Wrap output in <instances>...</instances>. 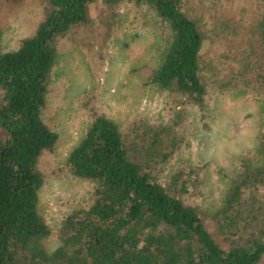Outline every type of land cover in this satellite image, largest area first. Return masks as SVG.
Here are the masks:
<instances>
[{"label":"trees","instance_id":"obj_1","mask_svg":"<svg viewBox=\"0 0 264 264\" xmlns=\"http://www.w3.org/2000/svg\"><path fill=\"white\" fill-rule=\"evenodd\" d=\"M45 1L44 20L17 49L2 51L0 30V264H264V0H250L258 17L249 19L248 47L241 58L234 55L238 67L230 77L206 74L213 61L206 63L204 47L219 38L218 25L230 43L240 33L233 18L217 16L222 0H199L197 9L189 0ZM94 6L101 13L91 20ZM206 12L218 21L213 31ZM126 15L167 32L148 86L199 111L211 91L261 99L255 158H240L227 176L221 207L209 216L186 200L198 198L201 184L199 177L192 182L191 169L160 181V167L183 145L172 118L147 126V137L130 139L135 124L126 135L94 111L63 166L92 185L93 201L64 218L50 249L52 231L39 211L45 184L39 160L59 140L45 118L58 45L85 31L83 40L95 41L91 71L102 72Z\"/></svg>","mask_w":264,"mask_h":264},{"label":"rangeland","instance_id":"obj_2","mask_svg":"<svg viewBox=\"0 0 264 264\" xmlns=\"http://www.w3.org/2000/svg\"><path fill=\"white\" fill-rule=\"evenodd\" d=\"M189 1L194 8L200 7L199 0ZM46 3L45 0L19 3L0 0L2 51L17 49L21 40L35 33L47 14ZM219 11L217 16L234 19L240 33L238 40L230 43L221 33L223 26L218 25L211 12L204 14L208 31L218 25L215 32L219 37L204 47L206 63L213 61L206 74L211 76L220 71L221 75L230 77L238 67L237 61L233 64L234 55L241 58L248 47L249 35L245 29L250 27L249 19L258 17L259 7L250 0H222ZM100 13L101 10L94 6L89 17L95 20ZM117 32L114 41L108 45L102 72H92L94 65L90 52L95 41L87 39L90 35H86L84 41L85 31L75 32L58 45V61L53 71L45 118L58 133L59 140L54 150L39 160V169L45 176L39 211L52 231L53 236L47 243L50 249L57 244L54 235L64 218L74 210L88 207L93 201L92 185L71 177L63 166L70 150L83 136L94 111L114 120L126 135L135 124L130 139L137 133L147 137L144 132L147 126L158 127L172 118L183 145L167 165L160 167V181H168L174 171L191 169L192 182L199 177L201 184L198 198L186 200L198 206L203 214L211 215L221 207L227 176L237 168L240 158L255 155L262 114L259 97L211 91L202 111L187 106L147 84L167 46V32L143 26L142 19L136 22L133 16L127 15ZM261 69L260 73L264 74V62Z\"/></svg>","mask_w":264,"mask_h":264}]
</instances>
